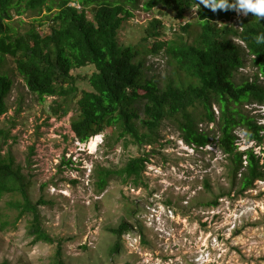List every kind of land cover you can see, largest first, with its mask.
Returning a JSON list of instances; mask_svg holds the SVG:
<instances>
[{
    "label": "rangeland",
    "instance_id": "rangeland-1",
    "mask_svg": "<svg viewBox=\"0 0 264 264\" xmlns=\"http://www.w3.org/2000/svg\"><path fill=\"white\" fill-rule=\"evenodd\" d=\"M110 1L125 3L133 12L120 30L124 46L149 47L154 38L146 28L154 16L165 23L162 38L175 37L180 31L172 9L159 5L146 10V0ZM193 9L197 8L188 10L186 20H195L197 10ZM47 11L46 5L41 11L28 9L21 15L14 11L11 25L23 32ZM240 19L234 20L236 27ZM177 25L178 30L172 31ZM41 28L48 30V25ZM234 42L245 46L238 37ZM243 56L245 64L234 74L237 82L253 80L258 72L247 49ZM138 58L148 76L161 83L174 72L163 52H142ZM3 70L13 87L6 98L8 110L0 117V131L10 135L1 131L0 145H4L3 153L14 155L30 181L32 199L47 200L40 206L44 226L51 235L65 239V258L70 264H264V180L239 193L240 185L231 181L229 156L216 137L204 147L190 145L194 153L183 154L180 151L187 142L175 121L165 119L158 143L125 147V140L117 142L108 131L81 142L71 126L76 102H71L66 115L58 116L51 109L57 96L43 100L32 92L13 56L7 55ZM94 71L93 64L73 70L79 89H91L88 76ZM260 81L264 83V76ZM213 109L219 115L217 104ZM243 109L264 125V106L245 104ZM190 110L200 130L218 131L217 124L200 120L201 105ZM236 131L240 149H264V141L261 145L246 142L243 129ZM93 138L94 145L90 143ZM140 156L147 161L138 183L112 175L106 189L99 190L96 170H120ZM216 198L218 205L208 204ZM10 199L9 194L0 198V264H50L56 243L34 242L27 234L30 218L15 222L17 211L8 207ZM124 222L130 230L119 240L112 229ZM118 241L120 249L113 252Z\"/></svg>",
    "mask_w": 264,
    "mask_h": 264
},
{
    "label": "trees",
    "instance_id": "trees-1",
    "mask_svg": "<svg viewBox=\"0 0 264 264\" xmlns=\"http://www.w3.org/2000/svg\"><path fill=\"white\" fill-rule=\"evenodd\" d=\"M45 5L47 14L36 18L25 31L11 25L14 11L21 15L28 9L41 11ZM159 5L176 12L180 31L175 37L162 38L165 23L154 16L146 28L154 41L149 47L136 48L124 46L119 37L124 22L133 16L125 3L0 0V117L8 110L6 98L13 87V80L3 70L7 55H11L32 92L43 100L46 96H57L51 106L54 114L66 115L71 102H76L77 112L71 126L81 142L108 131L116 135L117 142L125 140V147L129 143L137 146L158 143L161 124L172 119L190 145L204 147L212 142L211 137L217 138L218 146L231 162V181L234 186L240 185L239 193H243L257 180H264V149L261 153L254 146L240 149L236 131L243 129L246 142L261 145L264 141V125L243 109L245 104L264 106V83L260 81V76H264V40L259 43L256 40L264 34V20L250 13L241 22V28L236 29L234 23L227 21L233 10L213 12L197 0H146L145 9ZM193 7L197 8L195 20H186L188 10ZM45 24L48 30H42ZM176 27L172 31H177ZM234 37L245 46L234 42ZM246 49L254 56L258 72L253 80L237 82L234 74L245 64ZM142 52H163L173 74L162 83L149 77L138 58ZM89 64L95 66L88 76L91 89L81 90L73 70ZM214 104L219 107V115L213 109ZM199 105L204 110L200 120L217 124V132L199 129V120L190 110ZM5 135L10 134L7 131ZM3 150L4 145H0V198L6 194L11 197L7 205L17 211L15 222L30 218L27 234L34 242L56 243L50 264H70L65 258V239L51 235L44 226L40 206L47 204V200L32 199L30 181L16 164L14 155ZM146 161L145 156L134 157L120 170L102 167L96 170L99 190L106 189L112 175L119 174L125 180L134 178L138 183ZM208 204L218 205V198ZM129 230L124 222L112 232L120 240ZM112 249L113 252L120 249L119 241Z\"/></svg>",
    "mask_w": 264,
    "mask_h": 264
},
{
    "label": "clouds",
    "instance_id": "clouds-1",
    "mask_svg": "<svg viewBox=\"0 0 264 264\" xmlns=\"http://www.w3.org/2000/svg\"><path fill=\"white\" fill-rule=\"evenodd\" d=\"M197 3L199 5L202 4L204 7L209 8L213 12H216L217 10H233L234 13L232 14V17L238 14L241 15L240 18L244 19L251 13L252 16L257 17L260 20H264V0H197ZM195 10L197 9H193V11ZM243 19L239 20L240 26L236 27V29L241 28V22H243ZM256 40L257 43L261 42V40H264V34L258 35ZM185 146L186 147L181 148V153H194V150H189L190 144L187 143ZM192 147L194 146L192 145Z\"/></svg>",
    "mask_w": 264,
    "mask_h": 264
},
{
    "label": "built area",
    "instance_id": "built-area-1",
    "mask_svg": "<svg viewBox=\"0 0 264 264\" xmlns=\"http://www.w3.org/2000/svg\"><path fill=\"white\" fill-rule=\"evenodd\" d=\"M73 5H76V6H78V7H80V5H78L77 3H75V2H73L72 3ZM240 19V16L238 15V14H236V15H234L232 18H230V19H228L227 21L228 22H231V23H234L237 19ZM235 20V21H234ZM235 25H236V22L234 23ZM238 25V27L240 26L239 24H237Z\"/></svg>",
    "mask_w": 264,
    "mask_h": 264
},
{
    "label": "bare ground",
    "instance_id": "bare-ground-1",
    "mask_svg": "<svg viewBox=\"0 0 264 264\" xmlns=\"http://www.w3.org/2000/svg\"><path fill=\"white\" fill-rule=\"evenodd\" d=\"M92 145L95 144V138H93V140L90 142Z\"/></svg>",
    "mask_w": 264,
    "mask_h": 264
}]
</instances>
